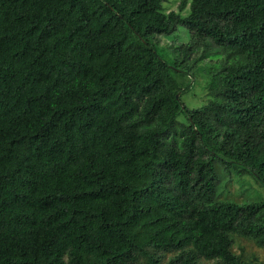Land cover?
I'll list each match as a JSON object with an SVG mask.
<instances>
[{"label":"trees","instance_id":"1","mask_svg":"<svg viewBox=\"0 0 264 264\" xmlns=\"http://www.w3.org/2000/svg\"><path fill=\"white\" fill-rule=\"evenodd\" d=\"M167 1L0 0V264H264V0Z\"/></svg>","mask_w":264,"mask_h":264},{"label":"rangeland","instance_id":"2","mask_svg":"<svg viewBox=\"0 0 264 264\" xmlns=\"http://www.w3.org/2000/svg\"><path fill=\"white\" fill-rule=\"evenodd\" d=\"M187 3V8L182 12L184 15L187 14L189 10V4L192 0H168L163 4L164 11L166 13L179 11V7L182 2ZM190 39V32L185 27H178L173 36L169 38H162L159 41L160 47L163 48L161 53L165 54L171 52L172 48L165 47L170 44H181L187 43ZM162 42V43H161ZM164 57H167L165 55ZM193 72V71H192ZM178 84L182 87H186L188 84L189 88L184 94H182V100L185 105L189 108H198L205 104L207 100V73L202 72V74H191V76L175 75ZM185 122V119H182ZM219 189L221 199H230L237 202L245 201H264V186L261 183L256 182L253 177L246 173H241L240 171H227L223 167H219ZM245 247L244 255L250 256L256 254L264 261V250L258 249L256 246L252 245L250 242L243 243ZM207 264H223L222 262L207 263Z\"/></svg>","mask_w":264,"mask_h":264},{"label":"water","instance_id":"3","mask_svg":"<svg viewBox=\"0 0 264 264\" xmlns=\"http://www.w3.org/2000/svg\"><path fill=\"white\" fill-rule=\"evenodd\" d=\"M177 98H179V95H177Z\"/></svg>","mask_w":264,"mask_h":264}]
</instances>
